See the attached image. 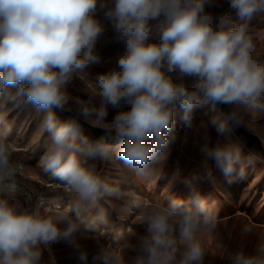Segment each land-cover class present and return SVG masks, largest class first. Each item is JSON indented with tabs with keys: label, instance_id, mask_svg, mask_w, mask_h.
<instances>
[{
	"label": "clouds",
	"instance_id": "obj_1",
	"mask_svg": "<svg viewBox=\"0 0 264 264\" xmlns=\"http://www.w3.org/2000/svg\"><path fill=\"white\" fill-rule=\"evenodd\" d=\"M257 20H264V0H0V183L14 180L20 147L7 111L31 107L50 137L39 165L75 195L67 211L0 195V264H45L44 250L59 243L76 252L78 264H90L78 237L82 212L120 199L129 183L97 170L95 162L112 159L109 140L116 159L147 177L198 111L211 114L207 123L218 137L246 127L249 115L264 117V58L250 35ZM107 46H115L111 56ZM76 78L87 95L72 107L68 89ZM84 124L103 134L90 138ZM200 151L229 183L246 180L254 166L251 156L244 161L241 142H205ZM134 209L143 233L99 248L91 264H205L199 234L215 233L218 218L200 191L138 200ZM227 261L264 264V238Z\"/></svg>",
	"mask_w": 264,
	"mask_h": 264
},
{
	"label": "rangeland",
	"instance_id": "obj_2",
	"mask_svg": "<svg viewBox=\"0 0 264 264\" xmlns=\"http://www.w3.org/2000/svg\"><path fill=\"white\" fill-rule=\"evenodd\" d=\"M68 90L73 98L71 106L75 107L74 101L87 95V84L82 78H76ZM7 109H12V105L8 104ZM60 115L63 119L70 113ZM209 115H204V110L198 111L192 128L177 129V139L169 155L154 167L150 176L139 175L116 159L115 144L112 159L95 162L97 170L110 182L126 177L129 183L123 186L124 192L120 199L101 200L97 207L82 212L83 223L78 237L79 243L89 254L90 264L92 255L99 248H117L126 242L135 241L137 235L143 233L139 213L134 209L136 201L146 203L153 198L163 200L169 194L187 197L193 188L206 196L217 212L215 233L199 234L206 250V264H215L220 260V255H227L243 247V244L249 249L258 237L264 236V155L258 149L259 142L264 149V117L258 119L260 116L249 115L245 117L246 127L236 129L229 137H218L207 123ZM6 119L12 127L10 138L20 147L13 154L17 174L13 181L0 183V195L17 199L25 207L40 205L43 209L54 203L67 211L75 201V195L43 173L39 165L50 142L48 134L39 128L42 116L31 107H22L7 111ZM84 128L85 134L95 139L93 129L87 124H84ZM218 140L221 143H242L244 161L249 156L254 161L246 180L232 177L233 182L229 183V178L212 161L205 162L201 146L205 142L215 144ZM13 183L14 188L11 187ZM245 225L253 228L251 234L242 233ZM59 251L61 257L58 260L55 255ZM76 255L70 246L59 243L44 250L43 260L47 256H55L59 264H78Z\"/></svg>",
	"mask_w": 264,
	"mask_h": 264
},
{
	"label": "crops",
	"instance_id": "obj_3",
	"mask_svg": "<svg viewBox=\"0 0 264 264\" xmlns=\"http://www.w3.org/2000/svg\"><path fill=\"white\" fill-rule=\"evenodd\" d=\"M250 35H252L254 42L256 43L257 47H256V54L258 57L260 58H264V20H257L255 21L252 26H251V31H250ZM103 47V46H102ZM104 54L105 56H111L112 53L115 51V46H107L103 48ZM109 65L105 64L104 66L100 67V68H96L93 69L92 71H103L105 70V68H107ZM90 79V77H89ZM262 117H259L258 119H261ZM258 238H264L263 235H261ZM257 239L254 241L253 245H251V248L247 249L244 244L242 245L243 248H245L247 251H252L253 250V246L256 243ZM229 254L227 255H220V260H218L215 264H228L227 261V257ZM58 260L61 257V252L59 251L56 255H55ZM55 256L54 258L51 256H47L44 258V262L45 264H57L58 260H55ZM206 259V256H205ZM206 262V261H205ZM59 264V263H58ZM206 264V263H205Z\"/></svg>",
	"mask_w": 264,
	"mask_h": 264
},
{
	"label": "trees",
	"instance_id": "obj_4",
	"mask_svg": "<svg viewBox=\"0 0 264 264\" xmlns=\"http://www.w3.org/2000/svg\"><path fill=\"white\" fill-rule=\"evenodd\" d=\"M224 111H227L228 109L226 108H222ZM92 128V127H91ZM93 129V133H94V137L97 138L99 136H101L102 131L100 129L97 128H92ZM109 143L115 144V141L113 140H109ZM258 149L261 152L262 155H264V149L261 147L260 142L258 143Z\"/></svg>",
	"mask_w": 264,
	"mask_h": 264
}]
</instances>
